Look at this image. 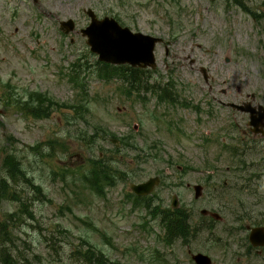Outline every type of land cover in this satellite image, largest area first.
Returning <instances> with one entry per match:
<instances>
[{
    "label": "rangeland",
    "instance_id": "374dc122",
    "mask_svg": "<svg viewBox=\"0 0 264 264\" xmlns=\"http://www.w3.org/2000/svg\"><path fill=\"white\" fill-rule=\"evenodd\" d=\"M88 8L161 38L154 72L100 62L80 32ZM70 18L74 30H61ZM201 66L211 67L214 83ZM239 87L264 97V0H0V264H82L88 249L105 264H195L189 249L213 264H259L240 237L226 233L221 205L231 200L206 176L208 162L231 157L226 143L198 144L207 128L229 123V110L217 108L211 120L201 113L196 128L162 98L196 101L211 90L227 100L218 91ZM240 147L229 149L251 155L247 162L264 156ZM97 165L111 169L113 183ZM153 175H162V185L150 205L134 208L131 182ZM198 183L204 193L196 200ZM255 189L264 199V186ZM175 193L194 230L186 241H167L157 213L170 208ZM203 207L222 222L200 214Z\"/></svg>",
    "mask_w": 264,
    "mask_h": 264
},
{
    "label": "flooded vegetation",
    "instance_id": "af4514ba",
    "mask_svg": "<svg viewBox=\"0 0 264 264\" xmlns=\"http://www.w3.org/2000/svg\"><path fill=\"white\" fill-rule=\"evenodd\" d=\"M194 62L192 60L191 64ZM229 62V60H226ZM145 74H150L154 72L150 68H141ZM178 70V69H176ZM211 70L210 66H201L200 72L202 77L208 81L215 82V77L210 76L209 72ZM227 72V71H226ZM146 75V76H147ZM192 82V80H190ZM227 81V80H226ZM213 88L212 85H210ZM211 91V90H210ZM210 91H205L201 93V96H196L194 100H192V96L189 99H183V94L177 99L173 100V97H170L169 94H164L162 98L164 101L173 102L178 107L184 109L183 111L186 112L185 116L186 119L184 123L193 124L196 128L198 127L197 117L198 115L207 114L210 120L213 116L219 114L218 111L216 112L217 108H226L228 111V122L223 123L218 126V128H207L206 136L201 137L202 142L198 143L199 145L207 147V144L213 143L219 145V139L221 142L226 143L227 149L229 151V157L226 159L225 157L214 158V164L210 165L211 161L208 162L206 168L208 170V174L206 175L212 183L216 190H223L224 196L227 199H230L231 202L228 200L222 203L221 209L224 208L225 213V223L227 224L226 233L230 236V238L234 236L240 237V244L245 249L246 255L249 257H256L259 259V264H264V246H252L249 240V233L252 228L256 226L264 227V199L263 198H255L256 196V186L262 187L264 186V156L260 157V159L256 163H251L250 161H246V158L251 155H242L237 156L230 150L229 147L232 145H240V148H249V150H259L263 153L264 151V134L261 132H257L254 130H260L264 132V128L260 127L264 123V109L260 107H264V97L263 95L257 90H251L250 92H245L241 87H239L234 92L232 90L220 89L219 93L226 96V99L218 98V95ZM172 96V95H171ZM201 101L203 108L198 104ZM232 103L241 106L240 109H237L232 106ZM191 113H198L194 116ZM224 114V113H221ZM252 116L255 118V121L259 124L256 128L252 125ZM207 121V122H210ZM212 122V121H211ZM205 124V123H202ZM254 128V129H253ZM184 129V126L183 128ZM138 130V128H137ZM236 147V146H235ZM264 154V153H263ZM227 162V163H226ZM219 163L220 165L216 164ZM222 163V164H221ZM253 165L262 166V171H253L250 169ZM181 169V168H179ZM167 173H171L169 168H166ZM258 183L260 185L258 186ZM201 185V191L204 193V186ZM213 184V185H212ZM189 186V184H187ZM196 200L198 198H195ZM134 208H138V205H135L132 202ZM158 208V206H155ZM207 210H214L208 209L203 207ZM216 209H219V206H215ZM202 209V208H201ZM200 209V210H201ZM159 215L162 216L164 213L170 214L173 216V221L177 222V219L180 215H185L189 220V231L185 234L180 236V232L177 234L175 232H170V236L177 237L178 240L186 241L194 230H191L190 225V215L187 214L185 211L180 209V207L174 209L172 205L170 208H163V210L158 211ZM180 214V215H178ZM210 218L209 216H205ZM161 222L164 226L163 216L161 217ZM217 222H222L224 217L220 220L210 218ZM169 221V219H168ZM234 227H229L230 225H234ZM164 231L166 233V238L169 237L168 235V228L165 227ZM175 233V234H174ZM231 244L228 243V247ZM191 253V249H189Z\"/></svg>",
    "mask_w": 264,
    "mask_h": 264
},
{
    "label": "water",
    "instance_id": "95a60500",
    "mask_svg": "<svg viewBox=\"0 0 264 264\" xmlns=\"http://www.w3.org/2000/svg\"><path fill=\"white\" fill-rule=\"evenodd\" d=\"M87 14L91 21L87 28L81 30L83 36L88 37L87 44L91 50L98 54V59L111 64L129 63L132 66H142L155 68L156 57L154 49L157 41L161 38L141 32H132L129 27L121 26L114 17L97 18L92 8H89ZM65 32L74 30V21L70 18L66 22H61L60 26ZM158 177H152L139 184L133 183L132 190L136 194H150L153 188L159 183ZM197 196L199 195V186L195 187ZM177 200L174 197V206ZM203 213H206L203 210ZM213 216L219 217L217 213L210 212ZM250 240L253 245H264V229H253L250 233ZM197 264H211L212 259L203 253L193 255Z\"/></svg>",
    "mask_w": 264,
    "mask_h": 264
},
{
    "label": "trees",
    "instance_id": "16d2710c",
    "mask_svg": "<svg viewBox=\"0 0 264 264\" xmlns=\"http://www.w3.org/2000/svg\"><path fill=\"white\" fill-rule=\"evenodd\" d=\"M126 71V70H125ZM136 72V71H135ZM36 96H37V101L38 102H41L43 99H42V96L40 95V94H36ZM36 99V98H35ZM36 102V100L35 101H33V103H35ZM39 106V105H38ZM25 107H28V105H27V103H25L24 105H22V107H21V109L24 111L26 108ZM40 109H41V111L43 110L41 107H40ZM34 112V111H33ZM107 168V167H106ZM112 168V167H111ZM106 170V169H105ZM111 170V169H110ZM109 170V171H110ZM13 172L15 173L16 172V174L17 175H21V173L19 172V170L18 169H15V170H13ZM10 173H11V171H10ZM6 174H7V172H6ZM99 174V173H98ZM105 174V176H107V178L109 177V179H105L104 181L105 182H108L109 184L112 182L113 183V176H114V174L112 173V172H108L107 170H106V172L104 173ZM27 176H25V175H22V177H21V180H23L24 182H26V183H29V185L30 186H32L31 185V183L27 180ZM27 180V181H26ZM97 184V187L99 188L100 186H99V184H98V182L96 183ZM28 185V184H27ZM34 188V187H33ZM36 192V191H35ZM23 196H22V194L20 193L19 194V203L21 204V206H23L22 205V203H23V198H22ZM154 215V214H153ZM178 215H180V214H178ZM164 218H163V220H164V222H165V224H166V226H167V228H168V235L170 236V232H175L176 234L178 233V232H180V236H182V235H185L188 231H189V224H188V218L185 216V215H180L179 216V218L177 219V222H174L173 221V216L172 215H170V214H166V213H164L163 215H162ZM168 219H169V221H168ZM169 229H170V232H169ZM174 233V234H175ZM81 256L82 257H80L79 259H81L82 261H83V263L82 264H105L106 263V260L103 258V260L102 259H100V256L97 254V253H95L93 250H90V249H88L87 251H85V252H81ZM10 256H5V259L3 258V257H1L3 260H4V262L5 263H8V258H9ZM23 263L22 264H26L25 263V260L23 259ZM16 262V264L18 263V259H17V261H15ZM10 264H12V263H10ZM15 264V263H14Z\"/></svg>",
    "mask_w": 264,
    "mask_h": 264
}]
</instances>
